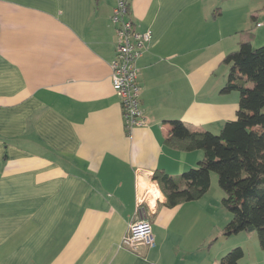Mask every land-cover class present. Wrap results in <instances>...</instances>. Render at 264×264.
Wrapping results in <instances>:
<instances>
[{
	"label": "crops",
	"instance_id": "crops-1",
	"mask_svg": "<svg viewBox=\"0 0 264 264\" xmlns=\"http://www.w3.org/2000/svg\"><path fill=\"white\" fill-rule=\"evenodd\" d=\"M126 1L150 33L137 61L147 123L131 130L111 78L116 0H0V264H220L255 246L223 238L222 195L168 208L153 176L203 157L166 146L170 121L219 134L236 119L224 60L250 36L264 46V0ZM145 191L155 245L138 255L122 244Z\"/></svg>",
	"mask_w": 264,
	"mask_h": 264
},
{
	"label": "trees",
	"instance_id": "trees-1",
	"mask_svg": "<svg viewBox=\"0 0 264 264\" xmlns=\"http://www.w3.org/2000/svg\"><path fill=\"white\" fill-rule=\"evenodd\" d=\"M219 13L217 8L214 16ZM251 38L224 60L230 72L222 93H239L236 119L226 122L219 134L170 121L166 146L202 151L203 157L179 177L157 170L153 179L166 198L164 205L175 208L202 199L216 173L224 193L222 205L232 216L223 238L256 232L264 250V46L254 48ZM244 256V250L236 247L220 259V264H240Z\"/></svg>",
	"mask_w": 264,
	"mask_h": 264
},
{
	"label": "built area",
	"instance_id": "built-area-1",
	"mask_svg": "<svg viewBox=\"0 0 264 264\" xmlns=\"http://www.w3.org/2000/svg\"><path fill=\"white\" fill-rule=\"evenodd\" d=\"M112 23L117 34L116 58L111 64L112 86L121 100L125 127L131 130L147 123L141 107L142 87L137 61L150 42V33H140L135 29L126 0H116ZM157 201L158 197L155 200L153 193L149 191L140 195L136 213L138 218L130 223L123 240L125 249L140 255L141 249L154 247L152 224L146 210L153 211V202Z\"/></svg>",
	"mask_w": 264,
	"mask_h": 264
},
{
	"label": "rangeland",
	"instance_id": "rangeland-1",
	"mask_svg": "<svg viewBox=\"0 0 264 264\" xmlns=\"http://www.w3.org/2000/svg\"><path fill=\"white\" fill-rule=\"evenodd\" d=\"M210 190H211V196L218 198L215 196L217 194L219 197L221 195H222L221 197H224V193L219 186L218 175L216 173H213L211 176V188H210ZM153 196H154V199L156 200L157 197L155 196V194H153ZM224 210H225V213L231 217V214L229 213V211H227L225 208H224ZM247 234H250L251 236L253 234V236H254L253 238H255L254 239L255 240V246H254V244L249 243V244H246L245 246H242V247L237 246V247H241L244 250V252L246 253L245 254L246 255L245 260H248L246 262H251L255 258H257V259H259V261H261L262 256L264 257V250L260 246L257 233L254 232V233H247Z\"/></svg>",
	"mask_w": 264,
	"mask_h": 264
}]
</instances>
